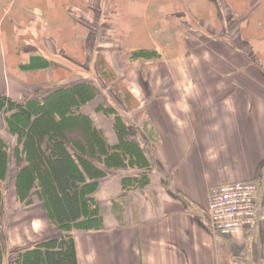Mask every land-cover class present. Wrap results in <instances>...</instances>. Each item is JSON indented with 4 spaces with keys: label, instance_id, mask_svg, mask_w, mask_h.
Returning a JSON list of instances; mask_svg holds the SVG:
<instances>
[{
    "label": "crops",
    "instance_id": "1",
    "mask_svg": "<svg viewBox=\"0 0 264 264\" xmlns=\"http://www.w3.org/2000/svg\"><path fill=\"white\" fill-rule=\"evenodd\" d=\"M196 1L212 2L214 9L210 20L197 18L198 29L189 35L205 38L209 47L191 59L186 34L179 55L148 65L152 70L160 66L165 73L138 72L131 78L123 71L134 106L128 108L120 99L106 101L124 118L149 167L106 169L93 193L102 226L70 229L78 264H264V0H247L243 12L230 4L233 0ZM144 7L143 33L153 37L151 20L157 17L160 27L155 32L162 42L154 37L151 41L165 53L168 44L162 38L169 26L164 21L171 12ZM17 13L29 14L21 0H0V91L22 100L40 83L23 79V60L13 67L7 58L20 45L13 44L7 32V26H15ZM42 43L48 49L43 38ZM51 48L56 51L57 43L52 41ZM136 48L145 47L130 49ZM34 54L49 58L36 51L29 55ZM42 71L47 74L48 69ZM97 102L81 110L114 144L112 118L95 111ZM5 133L0 123V134ZM142 171L147 172V184L122 187L123 177ZM240 180L257 185L259 219L239 235L215 234L208 217L210 191ZM22 210L36 214L27 219V240L21 236L24 249L65 232L49 218L39 197Z\"/></svg>",
    "mask_w": 264,
    "mask_h": 264
},
{
    "label": "rangeland",
    "instance_id": "2",
    "mask_svg": "<svg viewBox=\"0 0 264 264\" xmlns=\"http://www.w3.org/2000/svg\"><path fill=\"white\" fill-rule=\"evenodd\" d=\"M246 3L247 0L237 2L233 0L230 4L239 12H243L247 8ZM22 4L29 14L23 16L17 13L15 26H7V32L13 35L11 38L13 44H20L17 50L7 54L8 60L14 67L19 61L26 62L31 56L29 54L36 51L45 53L52 63L51 67L47 68V74L42 69L25 71V78H23L25 81L32 85L40 83L33 86L29 96L37 97L54 85L87 77L98 95L95 99L105 103L110 100L111 104L117 101L116 99H120L128 108L135 104L129 94L128 83L123 80V71H125L124 75H129L131 78L138 72L142 74L165 73L160 66L152 70L148 65L151 66L158 60L179 55V48L183 45L186 34L189 36L187 44L191 45V50L187 51L188 57L192 55L191 59H195L200 56L203 48L209 47L208 43L204 40L205 38H197L196 35L190 37L189 34L196 33L197 18L210 20V13L214 9L212 2L203 3L196 0H158L156 2H145L144 0H21ZM148 5L152 6L153 10L155 9L154 12L160 10L171 12L164 21L169 29H165V36L162 38L168 44V49L162 50L166 54L155 49L158 58L149 59L137 56L131 58L129 54L132 49L130 48L138 46L154 48V43L151 41L153 37L159 43L162 42L155 32V29L160 27L157 24V17L151 20L150 34H153V37L148 39V33L146 31L143 33V22L146 20L142 19V15L147 8L144 6ZM18 34H22V37L15 39ZM42 38L48 49L43 45ZM52 41L57 43L56 51L51 48ZM27 42L32 46H21ZM205 56L211 58L206 54ZM25 97L17 101H23ZM6 117V112L0 113V123L4 124L5 128ZM69 135L77 137V133L73 134L72 130ZM0 137L5 142L8 158L6 175L0 182L3 196L0 229L5 243L2 264H8V261L25 248L24 244H21V239L23 237L27 240L29 234V231L26 232L27 219H35L36 214L35 211L27 213L22 210L25 203L17 198L18 168L15 165L13 148L20 141L7 128L5 135L0 134ZM40 213H42L41 210ZM32 232L34 234V231Z\"/></svg>",
    "mask_w": 264,
    "mask_h": 264
},
{
    "label": "trees",
    "instance_id": "3",
    "mask_svg": "<svg viewBox=\"0 0 264 264\" xmlns=\"http://www.w3.org/2000/svg\"><path fill=\"white\" fill-rule=\"evenodd\" d=\"M129 56L158 58L155 48H136ZM42 55H31L21 70L51 67ZM111 88V86H110ZM112 89V88H111ZM130 94V93H129ZM97 96L85 79H72L54 85L40 96L17 101L0 91V113L6 112V128L20 143L13 148L18 168L17 198L29 204L34 196L43 200L49 218L65 232L44 239L19 251L8 264H78L72 226L98 229L101 209L93 196L98 180L106 169L129 167L147 169L149 163L138 143L130 137L124 118L112 105L99 101L95 111L112 118L116 142L109 144L101 129L81 108ZM77 137H70V131ZM7 149L0 137V182L6 175ZM124 189L148 183L147 172L125 176ZM0 186V218L2 217ZM4 235L0 229V264L4 253Z\"/></svg>",
    "mask_w": 264,
    "mask_h": 264
},
{
    "label": "built area",
    "instance_id": "4",
    "mask_svg": "<svg viewBox=\"0 0 264 264\" xmlns=\"http://www.w3.org/2000/svg\"><path fill=\"white\" fill-rule=\"evenodd\" d=\"M257 185L240 180L214 186L209 195L208 217L211 230L220 236H236L254 226L258 219Z\"/></svg>",
    "mask_w": 264,
    "mask_h": 264
}]
</instances>
